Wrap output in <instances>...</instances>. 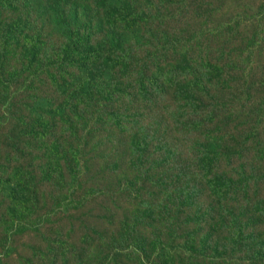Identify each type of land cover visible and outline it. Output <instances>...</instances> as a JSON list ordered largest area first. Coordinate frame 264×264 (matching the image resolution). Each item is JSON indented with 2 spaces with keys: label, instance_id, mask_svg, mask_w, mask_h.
I'll return each instance as SVG.
<instances>
[{
  "label": "rangeland",
  "instance_id": "1",
  "mask_svg": "<svg viewBox=\"0 0 264 264\" xmlns=\"http://www.w3.org/2000/svg\"><path fill=\"white\" fill-rule=\"evenodd\" d=\"M100 1L0 0V264H151L139 242L171 232L166 264H264V0H131L111 23ZM76 2L90 26L61 51Z\"/></svg>",
  "mask_w": 264,
  "mask_h": 264
},
{
  "label": "trees",
  "instance_id": "2",
  "mask_svg": "<svg viewBox=\"0 0 264 264\" xmlns=\"http://www.w3.org/2000/svg\"><path fill=\"white\" fill-rule=\"evenodd\" d=\"M125 1H126L125 6H120L114 2H110L109 4H107L106 0H101L99 2L100 5L105 7L104 8V14L106 16L107 23H111L113 21V17L116 13H118L119 15H125V20L126 19L137 20V14H136L135 10L133 9V6L131 4V0H125ZM59 6H60V4L57 5L55 13L60 18L58 16H56L57 20L55 22V26L63 32L64 37L69 42V44L68 43L63 44L61 49H60L61 51L62 50L65 51V48L67 46L76 45L78 43V41H80L81 35L79 34V30L73 29V26L80 27L83 24L90 26V24L87 23L89 16H90V9L88 6L84 7L83 5H80V3H78V2H76L72 6H64V5L61 7H59ZM50 11H52V9ZM69 12H70L69 16L65 17L64 15H66V13H69ZM98 21L101 25L103 24V21L101 19H99ZM108 26L111 28V30H110V32H111L110 46L112 48L115 44V36H112V30L114 27L110 26V25H108ZM11 35H12V31L9 33L8 38H10ZM83 35L85 36L84 42H87V43L92 41V40H98L99 43H103L105 41V39L103 37H97L95 30L90 28V27L84 30ZM75 40H77V41H75ZM121 42H123V39H121V41H117V46H121L120 45ZM24 46L25 47L30 46V48H32L33 53H36L37 48L41 46V43L39 42L37 37H32L30 39L29 45L24 43ZM87 48H89V45H87ZM13 92L14 91H12L10 87L5 85L4 83H0V103L12 102L13 101ZM2 109L6 110V107H3ZM13 121H16L18 124L23 120L16 117V116H10L8 118V122L5 126V128L8 127L9 124ZM25 123H26V129L28 132L26 134H23L22 136L27 138L30 142L39 141L40 143H42L43 140H45V139H43L42 134L38 131V130H41V128L40 127L35 128L36 124H34V123H32L31 125H29V123H27V122H25ZM214 143L216 145H218L219 142L214 141ZM50 145H52V144H50ZM211 146H212V142H209V148ZM53 149L58 151V148L55 147V144L53 145ZM50 156L51 157H49V160L51 161V163L47 167V169L53 170L52 164L54 162V164H56V166L58 167V172H57L58 176L60 178H63L64 171L61 168H59V166H60V161L64 160V156H63V159L60 160V157L58 155H56L54 153V151H52ZM69 163H70V161H69ZM45 173H48V172H45ZM48 174H50V173H48ZM148 199H150V196H148ZM149 213H150L149 207H145L143 215L141 217H139L140 219H137L135 222L132 221V225H131L130 229L125 224H123L124 233L120 235V237L122 239V243L127 241V237L131 235V232L133 229L137 230V228L141 224V222L145 223V224L147 223V220H146V222H144L143 219ZM152 215H153V213H152ZM139 220H141V221H139ZM174 233L175 232H171L169 234L170 239H168V240H165V238H163L162 236H156L151 241V242H153L152 243V245H153L152 252H149L147 250L146 245L143 242H139L138 245H139L140 250H142L149 257V259H151V264H166V261L170 255V245L166 244L164 241L172 240ZM177 250L184 253V251H185L184 244H180L177 247ZM167 264H170V263H167Z\"/></svg>",
  "mask_w": 264,
  "mask_h": 264
}]
</instances>
